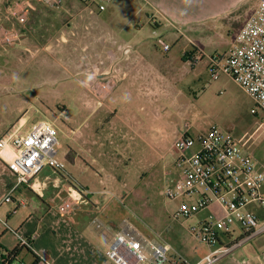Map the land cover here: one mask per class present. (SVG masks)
<instances>
[{
	"label": "rangeland",
	"instance_id": "obj_1",
	"mask_svg": "<svg viewBox=\"0 0 264 264\" xmlns=\"http://www.w3.org/2000/svg\"><path fill=\"white\" fill-rule=\"evenodd\" d=\"M254 2L251 0L239 10L238 17L234 16L236 19L222 16L209 23L205 34L211 49L223 54L234 45L240 24L251 14ZM110 9L126 10V2L115 0ZM130 16L114 20L119 26H127L130 19L140 21L141 25L147 22L145 14ZM172 26L180 31L175 24ZM143 36L153 44L149 26ZM112 39H116L114 35L110 45L117 48ZM177 41L184 42L180 35ZM183 44L187 45L184 42L174 44L170 52L162 50L167 53L159 51L170 60L164 64L165 78L156 86L160 93L153 96L147 95L154 91L152 83L145 85L143 81L131 82L121 77L124 62L114 63L116 58L108 57L106 48H100L102 58L94 60V64L79 75L58 64H45L41 58L32 59L31 53L19 52L17 46H0V81L4 82L0 89L3 92L0 94V122L9 117L28 118L25 130L40 121L51 123L58 131L57 158L65 169L79 175L81 171L73 166L72 158L89 163L96 160L92 163L94 169L89 170L112 181L111 190L99 184V177L84 176L82 181L95 178L97 184L93 187L110 190L115 196L111 203L143 234L154 238L155 233H161L174 246L171 252L174 259L182 256L196 263L212 249L193 233L210 210L188 218L173 217L182 205L194 203L198 198L187 195L170 200L165 194L169 188L179 189L183 181V170L176 165L178 153L172 149L173 143L187 126L194 134L206 133L215 126L232 132L255 165L264 166V112L229 77L214 80L207 59L197 66L190 61L183 62ZM192 53L203 60V50L194 47ZM74 68L82 71L85 67L77 64ZM108 73L110 75L106 76ZM111 75L116 77L114 88L102 99L95 91L97 85L88 84L93 78L104 81ZM130 83H134V89L127 88ZM253 109L257 112L253 113ZM97 133L103 139L101 144L94 141ZM193 151L187 150L184 154L189 156ZM102 168L104 171H100ZM114 173L126 176L107 178L106 174ZM114 184H118V189ZM108 194L107 191L96 194L94 199L101 200ZM232 232L231 240L238 244L221 255L216 264H264V233L245 237L239 226H234Z\"/></svg>",
	"mask_w": 264,
	"mask_h": 264
},
{
	"label": "crops",
	"instance_id": "obj_2",
	"mask_svg": "<svg viewBox=\"0 0 264 264\" xmlns=\"http://www.w3.org/2000/svg\"><path fill=\"white\" fill-rule=\"evenodd\" d=\"M17 1L20 0H0V25L18 29L21 38L17 45L19 52L27 51L31 53L29 56L32 59L41 58L45 64H58L80 75L87 71L90 64H94V60L102 58L99 49L106 48L107 56L116 58L114 63L121 65L124 62L121 77L131 82L143 81L145 85L152 83L154 91L150 95L146 94L153 96L160 93L156 86L165 78L164 64L170 60L159 53L162 49L156 44L158 36H162L171 45V50L174 44L185 42L187 45L181 47V59L186 63L194 58V47L203 50L204 58L201 60L200 57L196 64L207 59L210 66L209 56L218 52L210 48V41L206 38L209 23L222 16L238 17L239 10L251 0H124L126 10L110 9L114 0L103 12L94 7L89 8L84 0H63L61 9L49 8L38 0H28L34 8L25 25L19 24L8 13L9 3ZM254 1L252 12L240 24V29L255 13L261 0ZM144 14L147 17L144 25L130 19L127 26H119L114 20L119 16L131 15L133 18ZM174 24L180 31L172 26ZM148 26L154 38L152 45L143 36ZM112 35L116 38L112 41L117 44V48L109 43ZM178 35L184 42L176 43ZM126 48L130 49L127 54L124 51ZM77 64L85 68L82 71L76 70L74 65ZM133 85L130 83L127 88L134 89ZM3 87L4 82L0 81V89ZM19 118L28 123V118L24 117L2 120L0 137ZM94 141L101 144L103 139L97 133ZM72 161L81 174L70 169L62 173L45 167L30 184L18 183L16 176L0 161V247L4 251L13 252L18 249L21 238L31 240L32 249H24L19 253V259L24 264H33L35 256L40 258L37 264H114L105 257V252L126 218L111 203L112 197L109 195L101 200L94 199L96 194L102 195L106 191L111 193L109 186L112 181L103 179L98 172H90L96 160L89 163L72 158ZM100 171H104V168ZM106 175L107 178L126 176L116 173ZM84 176L99 177V184L110 190L95 189L93 185L97 184L96 179L85 180L84 183ZM114 187L118 189V184H114ZM6 196L9 199L2 201ZM75 196L79 198L75 215L70 218L61 216L59 205ZM209 210L217 215L221 213L218 206H212ZM94 219L101 223V228L94 224ZM170 257L171 261L175 258L171 254Z\"/></svg>",
	"mask_w": 264,
	"mask_h": 264
},
{
	"label": "built area",
	"instance_id": "obj_3",
	"mask_svg": "<svg viewBox=\"0 0 264 264\" xmlns=\"http://www.w3.org/2000/svg\"><path fill=\"white\" fill-rule=\"evenodd\" d=\"M38 1L52 9H61L64 5L63 0ZM113 1L84 0V3L103 12ZM33 8L32 2L20 0L7 10L19 24L25 25ZM20 39L17 28L0 25V46L15 47ZM156 44L163 51L171 50V45L160 36L156 38ZM129 51L127 48L125 53ZM209 58V70L214 80L229 77L264 112V0L238 31L234 45L223 54H213ZM199 59H190V64L196 65ZM115 78L112 75L104 81L93 78L88 85H97V96L103 99L112 93ZM26 124L24 119L17 120L0 137V161L20 184H30L45 167L65 173L64 163L57 158L56 128L49 122L40 121L25 130ZM172 149L178 153L176 165L183 170V181L179 189L166 190L167 198L198 196L194 203L182 205L173 217L188 218L212 206H218L221 211L219 215L210 212L207 218L201 220L200 228L193 230L212 248L195 264H216L221 255L236 246L238 243L231 240L234 226H239L248 237L264 233V166L255 165L232 132L213 126L206 133L194 134L187 126L176 138ZM187 150L194 151L186 156L184 153ZM108 195L114 197L111 193ZM8 199L6 196L2 201ZM119 202L124 203L123 200ZM78 205V197L67 198L59 205L58 212L64 217H73ZM93 222L98 228L102 227L97 219ZM25 247L32 248V242L21 238L18 248ZM172 251V245L161 233L149 238L126 219L115 232L105 257L114 264H189L182 257L171 261ZM13 264L21 263L15 261Z\"/></svg>",
	"mask_w": 264,
	"mask_h": 264
},
{
	"label": "trees",
	"instance_id": "obj_4",
	"mask_svg": "<svg viewBox=\"0 0 264 264\" xmlns=\"http://www.w3.org/2000/svg\"><path fill=\"white\" fill-rule=\"evenodd\" d=\"M9 4H14V2H10ZM249 235H246L245 237H248ZM235 244L238 243V241L234 242ZM31 250L32 248L25 247V248H18L17 250L13 252H7L4 251L0 247V264H13L15 261H19L21 264H24L20 259H19V253L21 250ZM40 261V258L35 256V262L33 264H37Z\"/></svg>",
	"mask_w": 264,
	"mask_h": 264
}]
</instances>
